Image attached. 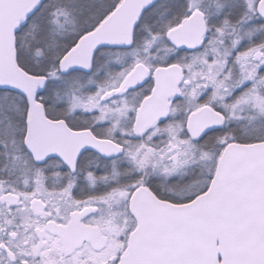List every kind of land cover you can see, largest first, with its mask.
Returning <instances> with one entry per match:
<instances>
[{
	"label": "snow or ice",
	"instance_id": "1",
	"mask_svg": "<svg viewBox=\"0 0 264 264\" xmlns=\"http://www.w3.org/2000/svg\"><path fill=\"white\" fill-rule=\"evenodd\" d=\"M0 264H264V0H0Z\"/></svg>",
	"mask_w": 264,
	"mask_h": 264
}]
</instances>
